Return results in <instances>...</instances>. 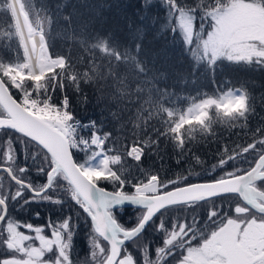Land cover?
<instances>
[{
  "label": "snow or ice",
  "instance_id": "obj_1",
  "mask_svg": "<svg viewBox=\"0 0 264 264\" xmlns=\"http://www.w3.org/2000/svg\"><path fill=\"white\" fill-rule=\"evenodd\" d=\"M159 2L167 6L168 30L174 34L178 33L182 37L183 43L188 46L189 51L197 47V41L201 38L199 34L204 28L205 20H214L213 27L216 28V32L205 33L208 35V41L204 42L206 49L221 30L223 24L221 17L225 13L212 12L210 9L215 7L216 3L223 4L225 0H197L195 5L187 4L185 0H159ZM152 3L153 0H143L146 13L148 6ZM260 4L264 7V0H260ZM35 16L36 22L28 28L26 35L18 29L15 32L8 31L7 40L15 41L16 54L14 59H6L0 54V70L20 71L31 67V62L35 59L38 66L47 69V74L39 85L35 84L33 80H29L25 84L13 83L9 80L7 84H4L7 98H13L11 88H17L23 94L31 91L33 95L37 91L41 95H44L45 92L55 94L58 89H61L63 94L57 109L63 108L64 111L56 118L55 122L47 126L33 120L30 115L26 116L23 112L16 111L11 114L14 123L10 126L0 127V137L3 138L0 139V166L8 167L9 171H11V166L17 165L18 153L23 154L25 161L28 160L26 141L39 143L37 137L45 135L52 137L54 129L60 130L64 136L70 137L80 132L81 126L90 129L96 128L95 122L81 125V122L75 121L72 115L67 114L72 100L67 89L71 88L74 93L79 95L81 102L86 104L88 97L82 90V86L85 84L95 86L101 93L105 88L111 87L113 89V93L110 94L112 101L126 98L132 101L131 98L135 96L143 105L148 106L147 112L142 107L138 108L136 116L132 118L133 128L136 131L128 155L138 161L142 160L145 151H151L154 148L158 151L160 137L163 136L171 142L173 149L180 153L177 156L179 164L184 153L192 152L189 144L195 139L192 133L197 127L203 133L211 132L214 135L213 121L221 122L225 117L241 116L244 117L241 127L247 129L248 115L255 114L253 97L243 89L221 91L219 95L205 94L203 97L193 98L186 111L169 107L166 101L171 100V94L166 89L159 88L156 83L163 78L164 74H157L148 68L145 61L140 59L141 44L139 42L135 44L134 48L121 46L112 33L97 31L92 27L90 21L80 23L79 35H77L72 23V16L65 15L63 19L69 26L67 29L70 33L69 39L78 42L82 52L75 58L71 55V49L67 55L61 53L53 55L49 43V29L53 20L48 15L41 17L39 11L35 12ZM198 20L199 26H197ZM140 31L137 29L138 34ZM0 38H2V33H0ZM8 48L11 50L12 45L9 44ZM193 55L197 64L204 65L207 71L213 75L223 62L230 65L258 63L259 67H264V49H254L239 57L223 51L207 59L202 54ZM76 65H82V67L77 68ZM238 97L239 100H237ZM45 99L47 100L48 97L45 96ZM101 99H104L103 94L97 97V101L99 102ZM237 102L240 107L235 112L225 110L226 105H234ZM158 106H163L164 111H154ZM116 115L113 113V116ZM155 117H159L162 124L159 128L154 129L155 137H149L146 128ZM260 120L262 122L252 130L251 141L231 147L225 144L218 150L217 162L208 168L204 176H201L200 173H193L191 170L187 174H180L167 180H161L159 173L147 171L143 180L138 177L130 180L122 175H101V179L116 180L117 184L115 185L116 190L113 193H104L100 198V203L96 205L97 209L103 208L104 212L97 211L95 214L80 203L79 197L84 195L87 199L90 189L76 175L79 169L84 168V163L79 165V169L77 168L71 148L76 147L81 139H88L92 144H95L96 140L91 137H83L81 134L76 135L72 145L67 149L64 160L57 159L56 153L53 152L47 170L40 167L33 170L37 176L44 177L43 184L39 185L41 189L39 193L35 191L31 183V175L26 181H23L22 178L16 181L17 184L21 182L26 184L30 193L20 203L19 208L41 203L63 207L65 203L63 199L58 195H50L56 191L57 187H60L55 181L63 178L67 184L72 186V202L81 208L92 231L104 241L101 244L100 240L95 242L92 239L88 240L86 258L91 261V264H95L94 249H99L105 256V264H121L125 260L130 261L131 264H190V257L203 256L207 250L214 246L224 247L230 238L225 237L224 240L210 242L207 236L198 237L196 235L198 229L191 228L187 218L181 222L175 217L168 218V213L180 206L195 208L197 204H203L205 201H220L215 207H210L208 210L206 219L211 222L224 216L223 201L231 200L233 197L240 203L235 206L228 205L229 214L224 217L225 220L234 218L238 208L247 207L249 211L256 210L250 206L257 199L264 200V116H261ZM209 129L212 130L209 131ZM96 131L99 137V129ZM110 135L109 133L107 136L101 137L100 142L106 143ZM49 151L51 150H46L45 155H48ZM250 153L252 154L251 160L248 159ZM36 155L38 154H33V161ZM192 158L198 163H204L198 156L192 155ZM241 160L248 162L249 167L239 166ZM61 169L64 172L63 177L60 175ZM19 171L21 174L29 172L28 164L20 165ZM51 173H55V175L50 178ZM232 181L239 183L235 187L216 189L210 194L197 198L178 195L186 193L189 189L214 188L216 185L230 184ZM241 188L244 191H240ZM11 192L10 188L8 195L0 198V248H2L0 264H42V261L49 260L56 264H73L72 250L75 248L74 239L79 224L75 225L77 231H73V221L70 215L56 220L49 217L47 223L42 226L19 223L10 215L9 198L15 206L17 200L24 193L18 191L15 196H12ZM38 195L42 198L37 199ZM126 206L134 209L136 213L135 222L130 226L120 223L117 215L118 212L125 210ZM35 215L37 218L40 216L39 212H36ZM260 216L264 218V211L260 212ZM200 222L197 217H192L193 224ZM259 223L264 224V219H261ZM109 224L122 234L114 261L107 259L112 253V243L106 238L104 226ZM22 228L26 231H21ZM148 229L159 235L162 242L153 244L151 241L145 240L144 233ZM181 233L184 235L182 236ZM115 234L116 232H113V235ZM193 239H203L207 248L204 245L193 247ZM44 240H47L48 243L44 244L42 242ZM137 240H143V243L137 244ZM29 241H35V244ZM255 241V234L249 233L246 238L239 241L241 247L235 251L246 252L254 257V264H264V248L255 245ZM129 245L135 249V252L130 250ZM65 250L67 251L65 252ZM25 256H27L26 260L23 259Z\"/></svg>",
  "mask_w": 264,
  "mask_h": 264
},
{
  "label": "trees",
  "instance_id": "obj_2",
  "mask_svg": "<svg viewBox=\"0 0 264 264\" xmlns=\"http://www.w3.org/2000/svg\"><path fill=\"white\" fill-rule=\"evenodd\" d=\"M20 13L25 23L26 30L36 22L35 12L39 11L41 17L48 15L52 18L53 23L49 29L50 51L55 55L61 53L67 55L71 49L73 58L82 52L78 42L69 39L70 33L67 31L68 24L63 19L65 15L72 16V23L75 27L76 34L79 35V25L82 21H90L93 28L99 32L112 33L114 38L121 46L135 47L139 42L141 50L140 59L145 61L148 68L157 74L163 73L162 79L156 83L162 90L166 89L171 94V100L166 101L169 107H175L177 110H185L192 103L193 98L208 95H219L221 91H231L234 89H243L246 93H250L253 97L252 103L255 105V114L248 115V128L244 129L241 125L244 123V117L234 116L232 118L225 117L221 122H212L211 132L203 133L199 127L192 133L195 139L189 144L192 149L191 153H184L181 162L177 163V156L180 155L178 150H174L171 142L165 137H160L159 150L155 148L151 151H145L141 161L133 159L128 155L131 151L132 142L135 139L133 128L134 122L132 118L136 116L138 108L148 111V106L143 105L135 96L132 101L126 99H117L112 101L110 94L113 93L111 87L105 88L103 93L97 91L93 85L85 84L82 86L83 93L88 97L86 104L82 103L78 94L74 93L71 88L67 89L68 95L71 97V107L68 109L69 115L80 121L95 122L96 128L104 137L111 134L107 142L104 144V150L107 155L114 161L110 164V171L113 175H122L128 179L140 178L144 179L145 172L159 173L161 180L172 179L177 175H184L191 170L193 173H200L204 176L208 168L218 160V150L223 148L225 144L229 147L235 144H243L250 142L252 139V130L257 124L261 123V116H264V67L257 64L247 65L241 63L239 65H230L223 62L216 70L215 74L207 71L202 64H197L192 51L183 43L179 34L171 33L167 24V6L160 3L159 0H153L148 6L147 13L144 9L143 0H16ZM237 0H225L223 4L216 3L215 7H224L228 3ZM260 4V0H238ZM189 5H195L197 0H185ZM215 7L211 8L213 10ZM264 8V7H263ZM199 21V20H198ZM197 21V22H198ZM198 25V24H197ZM140 29V33H137ZM15 32L16 26L14 17L11 12L10 0H0V54L6 59L15 58L16 45L15 41H9L8 31ZM12 48L9 50L8 45ZM77 68L82 65H76ZM0 76L1 70H0ZM3 78V77H2ZM25 81V80H24ZM29 80H27L28 82ZM40 93L39 91H37ZM13 97L15 93L11 92ZM63 90L58 89L55 94L45 92L44 95H51L53 103L58 104L61 100ZM104 99L97 101V97L102 95ZM198 102V101H197ZM154 111H164L163 106H158ZM116 113V116H113ZM166 118V117H165ZM162 121L159 117L153 118L146 128L147 136L155 137V128H159ZM212 129H209L211 131ZM139 131V130H137ZM143 135V134H141ZM0 139H3L0 137ZM28 147V160L25 161L23 154L18 153L17 165L11 166L12 170H18L19 166L25 163L29 166V172L20 174V179L26 181L31 175V183L35 190L40 189L39 185L43 184L44 177L37 176L33 171L37 167L47 170L50 159L45 152L40 150L32 141H26ZM115 148V151H113ZM36 149L38 152H35ZM33 154L35 156L33 161ZM192 155L198 156L204 163H198L192 158ZM88 155H74L76 164L80 165L85 162ZM249 160L252 154H249ZM248 168L249 163L241 160L240 165ZM62 177V175H61ZM19 178V177H18ZM206 178V177H205ZM5 179L8 181L9 187L5 186ZM63 179V178H60ZM63 180L60 182L62 183ZM58 182V180H57ZM99 185L106 191L114 192L117 181H108L101 179ZM0 198L8 195L6 190L12 187L11 195L15 196L17 188L7 177H0ZM59 184V182H58ZM29 194L24 191V195L17 200L14 206L9 198V209L11 217L19 223H31L34 225H44L49 217L52 220L62 219L70 215L72 220L76 222L85 221L83 213L74 203L65 201L63 207H54L49 204H30L19 208L20 203L25 200ZM39 197L37 199H41ZM182 213L177 215V219L184 221L185 216L182 214L189 207H177L174 209ZM16 209V213L13 211ZM129 211V210H127ZM39 212V218L35 213ZM188 212V211H187ZM178 214V213H177ZM179 216V217H178ZM182 218V219H181ZM123 224L130 226L135 222L134 214L121 216ZM130 220V222H128ZM190 220V219H187ZM189 223V221H188ZM192 225H196L191 223ZM90 228V227H89ZM90 229L79 232L76 236L81 242V249H85L84 242L89 237H93ZM83 242V243H82ZM86 250V249H85ZM79 259L75 260V264H89L91 261L87 259L84 250L79 252Z\"/></svg>",
  "mask_w": 264,
  "mask_h": 264
},
{
  "label": "flooded vegetation",
  "instance_id": "obj_3",
  "mask_svg": "<svg viewBox=\"0 0 264 264\" xmlns=\"http://www.w3.org/2000/svg\"><path fill=\"white\" fill-rule=\"evenodd\" d=\"M5 116L6 115L4 114L2 109L0 108V118H3ZM0 168H7L9 170V168L5 167V166H0ZM10 173L15 178V180H21L20 179V174H21L20 171H18V170L13 171L12 167H11ZM3 176L4 177L6 176L7 179L12 184H14V186L17 189H19L18 191H23V193H24V191H26L30 195L29 189L25 187L26 184H23L22 182L20 184H17L16 182L12 181V179H10L9 175L4 170L0 171V177H3ZM61 180H63V179H61ZM60 181L58 180L59 184L57 183V180L55 181V183L57 185H59L60 187H57L56 191L53 193H50V195H58L59 197L64 198V200L66 199L67 203L68 202L71 203L72 202L71 196H72L73 189L69 184H67L65 182V180L62 181V183ZM98 181H93V182H95L96 186L98 185V187L102 188L99 185ZM5 186L9 187L8 181L6 179H5ZM0 187H1V184H0ZM10 188L12 189L11 186H10ZM35 191L39 192V191H41V189H38ZM6 193H8V190H6ZM39 197H41V196L38 195L36 198H39ZM79 200H80V203L82 205H84V203L81 201L80 198H79ZM217 203H220V201H215V202L205 201L203 204H197L198 206L195 208L189 207V209L187 210L188 212L185 211L182 214V216H185V218L190 219L188 221H189V224L191 225V228L198 229L197 234H196L198 237L207 236L209 238L210 242H214L217 240H224L225 237L230 238L226 242L228 244V246H226V245L224 247L214 246L212 249L207 250L203 256L190 257L189 258L190 264H254V257L248 255L246 252H239L238 253L235 251V249H238L241 247L239 244V241L242 238H246L249 233L255 234V236H256L255 245L259 246L260 248H264V224L259 223V221L261 219H264V218H262L260 216V212H258V210H264V200L257 199V201L252 206H250V207L255 208L256 209L255 211H249L247 207L238 208L236 211L235 217L228 219V220H225V218H224L225 216H228V214H229L228 205L231 204V205L235 206V205L239 204L240 201L234 197L231 200H225V201H223L224 216L220 217L217 220L209 222L206 219L207 214H208V210L210 207H215ZM78 208L81 210L80 207H78ZM127 210H129V211H127ZM178 210H183V209L178 208V209L170 210L168 213V218H171V217L177 218V215H180V213L183 212V211L180 212ZM13 211L16 213V209H14ZM81 213H83L84 218H85V221L83 224L81 222H76L75 220H72L73 221V228H72L73 231H77V229L75 228V225L79 224L77 235L79 232H82V231H85V229L91 228L90 223L88 222L85 213L82 210H81ZM128 213L132 214V215L134 214V216L136 215L135 210L132 208H125V210L117 213L120 223H122L121 216L128 215ZM194 216L197 217V219L201 221L199 224H196L195 226L191 224L192 223V217H194ZM128 222H130V220H128ZM205 225H207V226H205ZM20 230L26 231V229H23V228ZM91 232L93 234V237L92 236L89 237L88 240L92 239L94 241L95 237H96L100 240L101 244L104 243L103 239H100L92 231V229H91ZM213 232L215 233L214 235H213ZM223 233H225V235ZM144 235H145L144 239L151 241L153 244L162 242L160 240V236L157 235L156 233H154L151 229L146 230ZM181 235L183 236L184 233H181ZM118 237L122 238L119 235H118ZM88 240H86L84 242L85 247H86L85 248L86 250H85V249H81L82 248L81 242L78 239L76 240V237H75V239H74L75 248L72 250L73 264H75V260L79 259L78 254H79V252H82V250L85 251L86 256H87ZM29 242L35 244V241H29ZM42 242L44 244L48 243L47 240H44ZM136 243L142 244L143 240H137ZM185 243H187V241H185ZM37 244H38V242H37ZM201 245H204L203 239H199V240L193 239L192 240V246L193 247L201 246ZM36 246H38V245H36ZM204 246H206V245H204ZM129 248L131 251L135 252V249L132 248L131 245H129ZM0 251H2V248H0ZM66 251L67 250H65V252ZM23 259L26 260L27 256L23 257ZM101 260H102L101 264H104L105 263V256L103 254H102ZM42 264H56V262L49 260V261H42ZM89 264H91V263H89ZM121 264H131V262L128 260H125V261H122Z\"/></svg>",
  "mask_w": 264,
  "mask_h": 264
},
{
  "label": "rangeland",
  "instance_id": "obj_4",
  "mask_svg": "<svg viewBox=\"0 0 264 264\" xmlns=\"http://www.w3.org/2000/svg\"><path fill=\"white\" fill-rule=\"evenodd\" d=\"M210 11L225 13V15L221 17L223 21L221 30L217 33L211 45L206 49L204 42L208 41V35L205 33L216 32V28L213 27L215 24L214 20H205L204 28L201 30V34H199L201 38L197 41V47L193 48V53L196 55L202 54L207 59L219 54L221 51L239 57L254 49H264V8L261 5L237 0L228 3L224 7L216 6ZM199 23L198 21L197 26H199ZM37 69L36 71L30 68L20 71H13L11 69L1 70V75L5 81L11 80L13 83L25 84L27 80H33L35 84L39 85L47 74V69L38 65ZM11 91L13 94L15 93L18 98L21 97L22 101L25 103L30 101L33 102V100L30 99L31 96L35 95H33L31 91L27 94H23L17 88H11ZM35 94L40 95L38 92ZM237 100H239V97ZM239 107L240 104L237 102L234 105H226L225 110L228 112H235ZM38 148L41 150L39 146ZM39 149H36L35 152H38L37 150ZM91 158V155L87 156L85 162H83L84 168L81 169L84 175L86 173L85 176H87L89 180H101L100 176L104 174L112 176L110 164L114 161L113 157L112 159L109 156L106 159L104 156L100 157L96 163H93ZM58 180L60 181L61 179ZM197 206L198 205H196V207ZM95 240L99 239L95 237ZM205 247L207 248V245ZM93 259L95 264H101L102 253L99 249H94Z\"/></svg>",
  "mask_w": 264,
  "mask_h": 264
},
{
  "label": "water",
  "instance_id": "obj_5",
  "mask_svg": "<svg viewBox=\"0 0 264 264\" xmlns=\"http://www.w3.org/2000/svg\"><path fill=\"white\" fill-rule=\"evenodd\" d=\"M12 6H13V4H12ZM15 17H16V14H15ZM0 81H2L1 78H0ZM0 108L2 109L4 114L6 115L5 117L0 118V127L12 125L14 123V121H13V119H11V114L16 112V111L23 112L26 116L29 115L20 107V105L14 100V98H12V99L7 98V90L4 88V82L0 83ZM31 118L35 121H38L40 124L47 126L46 124H44L40 120H37V119L33 118L32 116H31ZM52 131H53L52 137L45 135V136L37 137V140L39 141V143H35L33 141L32 142L37 144L39 147H41L44 150V152H46V150L50 149L51 151H49V153H48V156L50 157V159L52 158V153L55 152L57 155V159L64 160L66 157V154H67V149H68L67 143L64 140V138L58 132H56L55 130H52ZM77 168H78V166H77ZM2 170H4L9 175V177H11L12 181H14V182L17 181V180H15V178L12 176V174L10 173V171L7 168H2ZM54 174L55 173H51L50 178ZM61 174L64 175L63 169H61ZM76 175L78 176V178L82 182L86 183L88 185V188L90 189V191L88 192V195H87V199L85 198L84 195L80 196V199L83 201L85 207H87L94 214L97 211H99L100 213H103L104 209L103 208L97 209L96 205H98L100 203V198L104 193H113V192L106 191L100 187H97L92 181H90L81 172L80 169L76 172ZM238 183H239L238 181H232L230 184H219V185H216L214 188L189 189L186 193H182V194H178V195L197 198V197L202 196V195L210 194L212 191H214L216 189L235 187L238 185ZM25 187L28 188L27 185H25ZM240 191H244V189L241 188ZM39 192H37V193H39ZM126 208H131V207L126 206ZM261 211H264V210H258V212H261ZM104 231L107 234L106 238L109 240V242L112 243V253L108 256L107 259L109 261H114L116 253L118 252L117 245H118L119 241L122 239V238H119L118 235L122 237V234H120L118 232V230H115L112 227V225H110V224L104 226ZM113 232H116V234L113 235ZM95 234L97 236H99L97 233H95ZM223 234L225 235V233H223ZM225 245L228 246L227 243Z\"/></svg>",
  "mask_w": 264,
  "mask_h": 264
},
{
  "label": "built area",
  "instance_id": "obj_6",
  "mask_svg": "<svg viewBox=\"0 0 264 264\" xmlns=\"http://www.w3.org/2000/svg\"><path fill=\"white\" fill-rule=\"evenodd\" d=\"M46 96L48 97L47 100L45 99V96H38V95L31 96L30 100H33V102L30 101L26 103L22 101L21 97H19L18 102L24 108V110L28 112L30 115H32L34 118L39 119L40 121L49 125L50 123L56 121V118L60 116L61 113H63L64 109L63 108L57 109V106L60 104V101L58 102V104H56L57 102L53 103L52 96L51 95H46ZM67 114L69 115V113ZM75 121L81 122V125H87L92 122V121H80L76 119ZM57 131H59L62 134L60 130ZM80 134L83 135V137H91L93 140H96V143L92 144L88 139H81L76 147L71 148L73 152L87 153L91 150H95L98 153V155L101 156L103 154L105 143L100 142V138L103 136L100 134V136L98 137L95 128L90 129L81 126L80 132H77L70 137H66L63 134L62 135L65 137V140L67 141L70 147L72 145V142L75 140L76 135H80Z\"/></svg>",
  "mask_w": 264,
  "mask_h": 264
},
{
  "label": "bare ground",
  "instance_id": "obj_7",
  "mask_svg": "<svg viewBox=\"0 0 264 264\" xmlns=\"http://www.w3.org/2000/svg\"><path fill=\"white\" fill-rule=\"evenodd\" d=\"M12 1V10L14 12V14H16V18H17V22H18V25H19V29L21 32L25 33V35L27 34V30H26V27H25V23L23 21V18H22V15L20 13V10H19V6L17 4V1L16 0H11ZM32 66L31 68L36 71L37 70V63H36V60L33 59L32 62H31Z\"/></svg>",
  "mask_w": 264,
  "mask_h": 264
}]
</instances>
